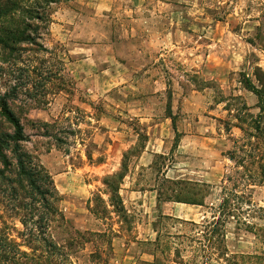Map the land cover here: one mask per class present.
Wrapping results in <instances>:
<instances>
[{
  "label": "rangeland",
  "instance_id": "obj_1",
  "mask_svg": "<svg viewBox=\"0 0 264 264\" xmlns=\"http://www.w3.org/2000/svg\"><path fill=\"white\" fill-rule=\"evenodd\" d=\"M58 8L57 4L49 8L51 22L41 30L39 46L0 61V95L8 94L25 127L23 150L49 175L40 183L51 191L49 199L66 219L60 223L56 217L49 226L39 223L38 232L34 223L44 212L39 203L31 215L28 208H12L0 190V226L9 227V233L25 244L23 250L33 254L27 245L35 246V254H43L46 258H40L48 264H103L111 257L112 233L103 236L77 229L70 211L80 206L78 213L95 229L114 223L112 211L125 218V228L133 226L126 207L115 206L119 201L111 191L120 184L112 175L121 152L126 154L121 158L126 174L153 135L173 133L169 110L181 133L203 130L216 119L219 128L233 134L230 145L235 140L237 160L244 159L252 174L260 175L264 134L256 132L251 118L260 112L259 97L246 87L258 86L257 75H264V0H114L104 14L76 17L77 25L70 22L84 31L78 40L57 39ZM2 130L13 131L0 118ZM249 133H258L259 138ZM5 152L15 166L6 171L0 158V171L13 177L16 159L12 150ZM185 156L175 149L165 156L157 154L152 169L141 166L139 177L147 184L157 178L168 197L177 187L165 181L163 171L170 166L173 177L179 171L187 173L182 169L192 170L195 166L183 160ZM227 163L220 185V193L228 199L225 212L232 211L241 224L245 217L250 219L253 225L248 229L257 235L259 251L230 258L229 263L264 264V204L250 200L256 187L250 185L251 173L237 167L236 161ZM4 187L0 177V189ZM196 189L209 191L204 186ZM208 227L201 239L207 245L212 237ZM197 237L193 232L191 242L178 239L177 243L183 242L180 250L205 255ZM217 239L216 247L205 248L216 258L225 256L221 234ZM51 244L64 248L57 255ZM225 262L221 263L229 264Z\"/></svg>",
  "mask_w": 264,
  "mask_h": 264
},
{
  "label": "crops",
  "instance_id": "obj_2",
  "mask_svg": "<svg viewBox=\"0 0 264 264\" xmlns=\"http://www.w3.org/2000/svg\"><path fill=\"white\" fill-rule=\"evenodd\" d=\"M113 2L114 0H70L53 3L59 6L57 9V39L78 38V34H82L84 31L80 33V30L75 28V25L79 24L76 17L85 15L94 17L96 14H104ZM70 22L75 25H71ZM74 45L78 47L80 44ZM216 121V119L208 121V126L199 131L181 133L178 130L181 135L177 146H175V136L177 135L175 130L167 136L158 134L151 137L144 148L143 155L137 157V160L133 162V168L128 170L119 187V195L127 209V215L129 214L128 216L134 219L132 227L125 228V218L116 211L111 212L115 216L112 219L114 223L104 229L92 228L88 221L84 222L83 214L78 213L80 206L77 205L78 210L70 211V216L74 219L77 229L87 232L91 230L94 233L103 234V236H109L112 233V238L108 243L113 253L111 257H106L107 259L101 263L212 264L213 261H216L222 264L223 260L229 263L231 262L230 258L235 260L236 257L253 256L259 253L258 250H255L254 242L257 235L248 229V226L253 223L245 217L241 224L235 214L231 215L229 219L226 218L223 225L224 238L222 242L225 256L217 257V260L215 252L207 254L205 250V248L216 247L219 242L218 235L214 233V222L221 215L220 207L225 198L223 193H220V185L223 184L227 162L233 164V160L228 157L227 152L235 148V140H232L233 145H230V137L233 134L219 128ZM173 149L184 152L187 156L182 159L192 162L194 164L192 166L195 167L192 170L182 169L187 173L179 171V174L172 177L169 176L171 167L168 166L163 171L165 181L171 183L184 181L200 187L205 185L209 191L205 195H201V197L203 196L202 204L176 201L166 196L164 188L160 189L157 185L159 182L157 178L154 181L156 184H147L149 181L139 177L138 170L141 166L152 169L157 154L165 156ZM124 156L125 151L121 152V156H118L116 172H120L124 168L125 163L121 159ZM191 172H193L192 175H190ZM239 194L247 193L241 191ZM251 194L252 202L260 201L261 204H264V184L256 186ZM106 196L109 198L108 194ZM108 198H106L107 203ZM167 221H172L173 224L169 225ZM189 225L195 226V229L188 231L186 227ZM207 227L209 231H212L208 245L201 241L206 236ZM193 232L197 233L198 237L195 241L204 247L203 254L205 255H186L180 250L183 242L177 243V240L183 239L191 242L190 233ZM227 258L229 259L227 260Z\"/></svg>",
  "mask_w": 264,
  "mask_h": 264
},
{
  "label": "trees",
  "instance_id": "obj_3",
  "mask_svg": "<svg viewBox=\"0 0 264 264\" xmlns=\"http://www.w3.org/2000/svg\"><path fill=\"white\" fill-rule=\"evenodd\" d=\"M70 0H0V61L6 62L10 59V56L14 54H22L26 50L33 49L32 46H39L38 39L42 36L41 30L48 26L50 22L49 8L53 3L68 2ZM259 85L256 86L250 83L246 88L255 93L259 97L258 107L260 112L258 115H251L253 120V128L256 132L264 134V75H257ZM169 117L172 119L173 128L176 131L175 146L178 144V132L175 116L172 111L169 110ZM0 118L4 124H7L13 131L2 130L0 132V158L5 165L6 171L10 170L12 166H15L9 159L5 150H12L16 159V171L13 177L7 176L5 170H1L2 180L4 181V189H0L12 208L30 210L31 215H34L36 210L40 207L44 209V212L36 221L37 231L39 232V223L44 222V225H51V223L57 222L63 223L66 219L62 215L55 204L49 199L52 193L49 189H44L41 185V181L49 177L47 173H44V168L37 164L35 158L27 151L23 150L22 142L27 140L25 133V127L14 112L9 103V96L7 93L0 95ZM240 120V118H238ZM244 132L245 129L242 125H237ZM254 139H258V133H249ZM243 149H241L242 151ZM126 155V154H125ZM228 157L233 161H236L237 167L243 168L251 173L252 178L251 186H258L264 184V163L261 167L260 175L252 174V170L248 169L245 165L244 159L237 160L236 151H229ZM249 157L253 158L254 154L250 153ZM264 158V156H262ZM125 173L117 172L112 175V178H118L119 184L125 177ZM176 185V189L172 190L173 194L170 198L176 201L186 203H198L202 204L203 200L201 195L206 193L197 192L196 186L188 184L184 181L173 182ZM112 186V185H111ZM204 187H206L204 185ZM112 194L117 195L118 203L115 205L117 208L121 204L124 210V205L119 195V188L113 187ZM23 198L22 200H20ZM30 198L31 202L26 203L24 199ZM42 202V203H41ZM228 199L225 198L222 203L221 215L219 219L214 222V233L224 238L223 225L225 224V218L233 215L232 211L225 212ZM40 207H37L38 204ZM119 204V205H118ZM31 220L33 216L29 217ZM31 223L33 221H30ZM24 228L29 227L28 220L22 221ZM3 224L5 222L3 221ZM9 227L0 226V264H48L49 261L43 260L40 256L46 258L43 254L38 256L35 253L38 248L35 246L27 245L29 249L33 250V254L23 250L25 245L13 237L8 231ZM32 230V229H31ZM32 233V232H31ZM39 235H36V240ZM35 240V239H34ZM50 247L57 248V255L61 253L63 245L51 244ZM64 248V247H63ZM62 255V254H61ZM63 256V255H62ZM65 256V255H64Z\"/></svg>",
  "mask_w": 264,
  "mask_h": 264
}]
</instances>
